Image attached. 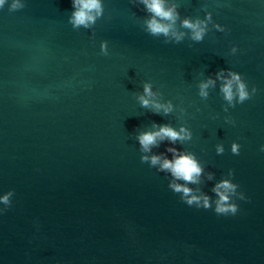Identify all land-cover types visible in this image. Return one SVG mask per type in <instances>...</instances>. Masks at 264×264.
<instances>
[{"label": "water", "instance_id": "1", "mask_svg": "<svg viewBox=\"0 0 264 264\" xmlns=\"http://www.w3.org/2000/svg\"><path fill=\"white\" fill-rule=\"evenodd\" d=\"M14 2L0 7V196L14 191L0 264H264V0H167L180 40L148 31L141 0H103L87 27L73 0ZM209 16L194 40L183 21ZM230 72L250 99H225ZM146 84L171 112L142 105ZM162 125L191 138L145 152ZM169 148L199 161L187 186L213 208L219 182L240 185L239 212L187 205L170 187L186 182L151 163Z\"/></svg>", "mask_w": 264, "mask_h": 264}, {"label": "clouds", "instance_id": "2", "mask_svg": "<svg viewBox=\"0 0 264 264\" xmlns=\"http://www.w3.org/2000/svg\"><path fill=\"white\" fill-rule=\"evenodd\" d=\"M145 5L146 9L152 13V17L147 21V29L153 35L163 34L165 36L172 35L177 40L183 38V33H177L173 31L177 13L175 6L169 7L167 0H141ZM6 3V0H0V7ZM20 0H15L12 4V8L21 7ZM73 7L75 11L72 14L71 21L75 26H89L94 23L97 16L102 14L103 0H73ZM211 20V16L206 20L192 21L185 19L183 26L192 30V38L194 40H202L206 31L208 22ZM225 83L222 91L225 95V99L230 103L234 99H238V102H244L251 98V93L248 90L247 84L243 81L242 77L238 73L230 72L228 77H224ZM213 79H209L207 82L201 84V95L207 96V89L210 85L214 84ZM255 91V90H253ZM145 95L140 96V101L143 106L154 105L157 110L163 109L167 114L172 111V105L160 104L149 99L154 95L150 84L145 85ZM157 131H149L139 136V142L142 149L145 152H150L152 146L157 145L159 141L168 139L175 143L177 140H186L191 138V132L181 127L179 130L169 126L162 125L157 126ZM169 152L173 153V159H167L161 155H154L151 157L152 165H160L162 171H169L175 180H183L185 184H178L173 182L170 187L173 191L182 193V199L189 205H195L202 209H213L217 215H232L235 216L239 212V204L232 199L237 196L239 200H247L248 197L244 192H239L240 185L232 182L231 180L225 179L219 182L213 189L217 195L215 200V207H212L211 198L206 194H195L194 190L187 186V183H198L199 177L203 174V168L199 161L193 154L181 153L178 149L169 148ZM219 151L222 152L223 148L220 147ZM233 151L236 152V146L234 145ZM261 151H264V146H261ZM144 160H148L149 157L145 156ZM211 174L209 179H211ZM14 195V191H10L0 196V203L6 207L0 209V214L7 211L11 207V198Z\"/></svg>", "mask_w": 264, "mask_h": 264}]
</instances>
